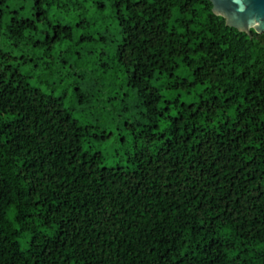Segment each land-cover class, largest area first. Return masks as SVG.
Wrapping results in <instances>:
<instances>
[{"label": "trees", "instance_id": "trees-1", "mask_svg": "<svg viewBox=\"0 0 264 264\" xmlns=\"http://www.w3.org/2000/svg\"><path fill=\"white\" fill-rule=\"evenodd\" d=\"M210 0H0V264H264V31Z\"/></svg>", "mask_w": 264, "mask_h": 264}, {"label": "water", "instance_id": "water-1", "mask_svg": "<svg viewBox=\"0 0 264 264\" xmlns=\"http://www.w3.org/2000/svg\"><path fill=\"white\" fill-rule=\"evenodd\" d=\"M215 14L240 31H264V0H210Z\"/></svg>", "mask_w": 264, "mask_h": 264}]
</instances>
